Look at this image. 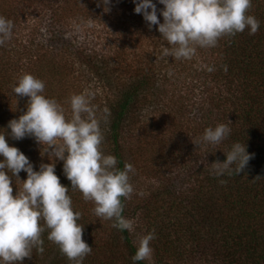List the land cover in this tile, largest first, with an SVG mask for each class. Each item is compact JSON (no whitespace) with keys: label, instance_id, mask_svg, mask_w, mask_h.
<instances>
[{"label":"trees","instance_id":"16d2710c","mask_svg":"<svg viewBox=\"0 0 264 264\" xmlns=\"http://www.w3.org/2000/svg\"><path fill=\"white\" fill-rule=\"evenodd\" d=\"M133 9V0L0 2V15L14 21L12 38L0 46V131L9 132L7 122L25 110L27 97L16 101L11 85L31 73L44 80V94L60 102L68 117L71 94L94 93L101 150L117 157V167L164 157L157 172L168 169L180 178L179 186L152 191L151 209L122 198L123 215L135 221V230L128 232L95 215L93 202L71 188L63 161L57 160L55 173L69 187L72 207L81 213L82 239L92 246L83 264H147L131 256L139 237L153 229L150 243L162 264H264V0H252L249 9L260 21L259 30L249 34L246 28L221 37L214 47L198 48L182 64L184 72L174 76L168 96L170 61L159 57L170 45ZM129 46L141 49L134 62L128 60ZM218 123L229 124V135L218 144L196 145L204 129ZM5 138L28 156L34 170L49 162L33 137ZM237 141L253 154L244 169L232 176L210 175L208 164L226 159ZM18 175L23 180L27 174ZM12 186L15 194L21 183L13 178ZM143 210L150 223L145 232L139 228ZM42 236L43 253L34 248L19 264H72L47 239V229Z\"/></svg>","mask_w":264,"mask_h":264},{"label":"clouds","instance_id":"9594fccd","mask_svg":"<svg viewBox=\"0 0 264 264\" xmlns=\"http://www.w3.org/2000/svg\"><path fill=\"white\" fill-rule=\"evenodd\" d=\"M102 2L107 5L109 0ZM158 2L163 5L160 9L154 0H133V11L142 14L149 29L156 25L160 36L170 45L162 47V57L190 59L198 48L216 46L221 37L234 36L246 28L249 34H254L260 27L259 19L249 12L252 0ZM158 11L163 22L158 19ZM13 30L14 21L0 15V46L12 38ZM205 67L208 71L215 70L211 65ZM223 70L227 71V65H223ZM11 89L16 101L18 96H26L27 102L22 114L7 122L10 131H0V264H19L24 257H31L34 248L43 253L42 233L46 229L47 239L57 244L72 264H83L92 246L82 239L83 225L78 223L81 213L74 211L69 187L61 184L55 173L56 161H63V173L71 188L80 191L84 200L93 202L97 217L128 232L135 230V221L123 215L122 198H130L134 191L129 175L133 165L125 163L123 168L117 167V157L101 150L104 136L90 90L67 98L71 110L68 117L60 102L44 94V80L31 73L19 75ZM230 131L227 123L208 126L196 145L218 144ZM6 134L17 140L33 137L49 162H41L38 170H34L28 156L8 143ZM252 155L244 143L234 142L225 153L226 159L208 164L210 175H235L244 169ZM21 170L27 174L23 180L18 175ZM13 178L21 183L15 195ZM155 235L153 229L139 237L131 256L133 262L150 257V242Z\"/></svg>","mask_w":264,"mask_h":264},{"label":"rangeland","instance_id":"374dc122","mask_svg":"<svg viewBox=\"0 0 264 264\" xmlns=\"http://www.w3.org/2000/svg\"><path fill=\"white\" fill-rule=\"evenodd\" d=\"M3 1L4 0H0V2H3ZM126 49H127L126 51L129 53L128 60L131 59V62L135 61L134 60L135 57L133 56V54L137 55V54H139V52H141V51H139V50H141V49H139V47L134 48V47L129 46V47H126ZM156 52H157V50L154 51L153 53L156 54ZM159 58H163V60H166V61L169 60L170 61V65L167 66V69L170 70V72H169L170 82L169 83L171 85L166 86V89H165L166 90L165 91L166 96H168L171 88L176 84L174 82V76L176 74H181L182 72H184L180 68H181L182 64H185L186 62H188L187 61L188 59H184V58L177 59L174 56H169V57L160 56ZM164 68H166V67H164ZM172 72H175V73H172ZM175 92H176V90H175ZM162 158H164V157H162ZM161 159H156V161H154V162L146 161V163L142 164V165L139 163H136L133 165L134 170L130 172V182L132 183L133 189H134V191L132 192V194L130 196L131 200L133 202L139 203L140 205H143L144 207H148L149 209H151L152 202H153V200L150 198L153 190H155L156 188L159 189L164 184L172 185V188H174V185L179 186V184H180L179 183L180 178L176 179L175 178L176 174H174L173 171L169 172V171H167L168 170L167 169V170H162L160 172H157L158 171L157 168L159 166L158 164L161 161ZM160 173H162V174H160ZM13 195H15V194H13ZM139 195H143V196L140 197ZM88 207L91 208L90 204L88 205ZM143 213H144V216L141 215V218H144V220L141 219V222L139 224L140 225L139 228H140V231L145 232L150 227V223H149L148 219L145 217L146 216L145 210H143ZM100 219L101 218L94 220L93 224L96 223ZM107 221L109 222V220H106V222ZM99 223H101V222H99ZM144 260L147 262V264H162V263L157 262L153 248H152V253H151L150 257H148Z\"/></svg>","mask_w":264,"mask_h":264}]
</instances>
